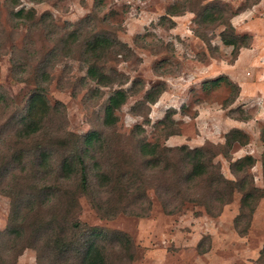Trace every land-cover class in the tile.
<instances>
[{
  "label": "rangeland",
  "instance_id": "obj_1",
  "mask_svg": "<svg viewBox=\"0 0 264 264\" xmlns=\"http://www.w3.org/2000/svg\"><path fill=\"white\" fill-rule=\"evenodd\" d=\"M212 5L216 12L219 6L240 10L232 22L239 34L252 39L237 59L232 46L220 39L224 25L202 22L205 8ZM20 9L24 14L17 17ZM72 31L77 33L75 39L70 36ZM98 35L118 38L131 47L130 55L110 53L106 64L109 72L118 71L120 79L128 82L102 86L87 76L86 46ZM200 36L212 37L215 49ZM224 75L240 87L236 101L227 107L224 100L230 88L226 83L203 87L205 79ZM160 83L166 90L156 103H150L147 95ZM119 88L128 90L130 96L116 111V125L108 127L105 109ZM0 92L9 99L0 106V189L12 183L19 195H32L38 178L29 169L31 165L45 149L53 148L55 159L65 152L63 138L51 136L56 129L82 136L90 131L107 134L111 149L97 156L106 167L119 169L134 162L129 155L139 139L168 146H218L233 127L249 134L248 144L237 143L232 149L233 159L253 155L257 162L250 173L255 184L264 187V0H0ZM33 96H37L35 111H40L42 98L49 106L45 130L39 137L22 140L18 138L20 117L28 112ZM170 107L176 109L174 128L179 133L168 137L167 125L158 122ZM242 110L250 115L248 120L230 116L240 117ZM216 161L226 177L236 178L230 159L218 155ZM94 172L90 171L92 179ZM149 193L153 203L146 217L119 213L107 218L92 207L88 194L78 200L75 214L83 224L130 235L133 258L115 252V264H264L260 259L264 197L242 234L235 225L241 205L238 192L217 216L196 204L166 214L159 198ZM54 206L38 208L35 204L25 223L27 235L40 223L67 227L71 216L65 206L60 202ZM11 212V198L0 193V231L8 228ZM6 238L0 243L8 245ZM31 241L27 237L12 244L13 252L19 253L18 264H40V251L29 245ZM201 241L205 252L199 250ZM50 260L44 264H51Z\"/></svg>",
  "mask_w": 264,
  "mask_h": 264
},
{
  "label": "trees",
  "instance_id": "obj_2",
  "mask_svg": "<svg viewBox=\"0 0 264 264\" xmlns=\"http://www.w3.org/2000/svg\"><path fill=\"white\" fill-rule=\"evenodd\" d=\"M239 11L219 6L216 12L215 5H212L207 6L202 15L204 23L224 25L219 36L224 45L232 46L234 59H237L242 47H250L252 39L249 35L236 31L232 18L239 14ZM23 14L22 9L15 13L17 17ZM76 34V31L70 33L72 39L76 38ZM200 37L210 48L215 49L212 37ZM86 48L85 56L88 62L86 72L91 80L102 86L124 84L129 81L120 79L121 74L118 71L109 72L106 69L110 53L125 51L130 55L132 49L126 43L118 38L98 35L88 41ZM225 83L230 88V94L224 100V106L227 107L233 104L240 94V87L229 76L205 80L203 87L215 88ZM165 90L166 85L158 84L147 95L149 102L156 103ZM129 96L128 90L119 88L109 97L104 119L108 127L116 125L119 120L116 111L126 103ZM41 101L40 111H35L37 96H33L28 112L21 114L18 138L29 140L44 133L43 121L49 112V106L43 98ZM7 103L8 97L0 92V106ZM175 113L176 109L170 107L158 122L167 125L165 135L168 137L179 133L174 128ZM230 116L239 120L250 118L243 110L240 117L234 116L233 113ZM54 133L52 137L59 135L63 138L65 152L61 158L55 159L53 148L45 149L31 165L29 169L34 171L38 178L32 195L29 198H26V194L19 195L14 191L12 183L2 185L0 189V193L12 200L10 224L5 232L0 231V241L7 239V236L9 238L8 245H5L4 241L0 243V264H18L16 259L19 253L13 252L15 248L12 244L27 237L32 238L29 245L40 251L38 255L40 264H44L47 258H52V261H49L51 264H56L59 258L63 261L59 264H115L112 257L115 252L128 255V259L133 258L131 253L133 244L129 234L118 230L107 231L89 227L76 217L78 200L84 194H88L92 207L98 213L112 218L119 213L148 216L153 203L149 192H153L159 198L166 214H176L187 204H196L203 206L210 215L217 216L223 206L233 200L235 192H238L241 194V205L240 212L235 218V225L242 234L247 232L259 201L264 197V187L257 186L250 173L257 159L251 154L233 159L232 149L235 145L249 143V134L238 127L231 128L225 134V141L218 146H213L212 143L195 147L185 143L168 146L158 140L139 139L136 149L129 155L134 162H126L119 169L106 167L100 161L101 156H97L105 148L111 149L107 134L90 131L82 136L75 133L65 134L57 129ZM65 139H70L71 144ZM262 139L264 143V134ZM218 155L230 159V169L235 179L224 175L220 162L216 161ZM262 165L264 168V154ZM6 168L13 170L12 166ZM93 169L95 172L92 179L90 171ZM48 176H53L54 179H49ZM49 181L53 183L42 185ZM56 202L63 204L71 216L65 223L67 227L61 228L53 222H50L49 226L40 223L33 234L27 235L25 223L35 204H38V208H49L55 207ZM244 218L245 227L241 228ZM70 230L72 232H69ZM203 244V241L199 243L200 252H205L201 248ZM260 259L264 260V246L260 252Z\"/></svg>",
  "mask_w": 264,
  "mask_h": 264
},
{
  "label": "crops",
  "instance_id": "obj_3",
  "mask_svg": "<svg viewBox=\"0 0 264 264\" xmlns=\"http://www.w3.org/2000/svg\"><path fill=\"white\" fill-rule=\"evenodd\" d=\"M214 78H216V77H214ZM212 79H213V78H212ZM205 80H209V79H205ZM205 80H204V81H205Z\"/></svg>",
  "mask_w": 264,
  "mask_h": 264
}]
</instances>
